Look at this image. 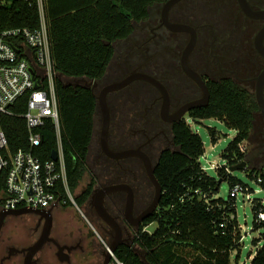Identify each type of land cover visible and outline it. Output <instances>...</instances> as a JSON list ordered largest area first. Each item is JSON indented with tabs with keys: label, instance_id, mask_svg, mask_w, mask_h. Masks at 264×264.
I'll use <instances>...</instances> for the list:
<instances>
[{
	"label": "trees",
	"instance_id": "obj_1",
	"mask_svg": "<svg viewBox=\"0 0 264 264\" xmlns=\"http://www.w3.org/2000/svg\"><path fill=\"white\" fill-rule=\"evenodd\" d=\"M165 1L43 0L52 56L60 74L55 90L67 183L74 192L84 176L89 177L75 197V201L86 205L89 212L87 203L100 178L96 169L88 164L96 127L97 98L92 84L73 85V82L82 79L99 81L108 76L116 43L133 33L134 23L145 20L150 7ZM38 24L36 0L0 2V31ZM207 85L208 103L192 108L189 117L195 120L217 118L236 130L222 152L226 164L218 168L221 177L227 173L226 167L246 157L239 144L249 138L257 105L251 92L231 80H211ZM19 108L15 104L14 109ZM1 124L11 149L26 147L27 129L21 116L4 115ZM41 131L42 142L37 151L46 159L56 145L53 122L47 121ZM210 131L214 138L215 130ZM172 136L175 148L162 150L154 168L162 186L159 204L134 230L132 244L121 243L116 248V256L125 264H232L230 258L234 252V264H237L241 234L236 217V194L232 188L239 184L245 192L249 184L228 174V196H216L219 184L202 168L199 160L204 153L200 135L182 119L173 123ZM107 167L113 175L117 165L109 163ZM247 176L264 187V164L258 169H250ZM3 188L1 183L0 192ZM251 209L253 228L264 225L257 219L258 212H264V204L255 201ZM152 223L155 226L150 231L148 226ZM252 242L256 243V240ZM250 257L249 264H264V243L254 253H249Z\"/></svg>",
	"mask_w": 264,
	"mask_h": 264
},
{
	"label": "flooded vegetation",
	"instance_id": "obj_2",
	"mask_svg": "<svg viewBox=\"0 0 264 264\" xmlns=\"http://www.w3.org/2000/svg\"><path fill=\"white\" fill-rule=\"evenodd\" d=\"M247 2L253 10H264V0H247ZM161 8L162 3L153 5L145 20L134 23L133 33L117 42L124 44L123 52L126 56H122V59L126 63L120 71L124 70L123 73L114 80H107V76L103 77L97 85L92 86L95 95H99L105 85L120 81L137 71L151 75L164 85L168 103L167 116L174 118L172 121L165 120L161 116V107L164 103L162 93L144 79H134L127 85L108 92L106 96L110 111L109 148L112 151L124 149L142 151L149 157L154 168L162 150L175 148L172 136L173 123L185 119L186 115L189 116L192 108L180 117L176 115L186 103L202 96L200 86L185 73L181 63L182 52L190 33L171 30L167 22L184 23L194 28L196 41L188 55L187 63L206 84L211 80H231L251 92L255 99L257 77L264 69V56L255 45L256 34L264 25V17L248 16L242 10L238 0H180L169 8L166 21L162 18ZM261 44L264 46V37ZM128 50L135 53L145 51L149 55H158L159 59L151 61L149 57H129ZM126 68L129 70L125 71ZM113 105L121 110L122 117L115 118ZM257 109H259L258 106ZM260 135L264 137V130L260 132ZM89 153L93 167L100 177L95 188L128 183L134 193L132 214L134 217L139 215L150 203L154 192V189L148 190V185L152 183L147 176L142 159L138 155L119 158L107 155L101 147L99 135L94 143L92 138ZM109 163L117 165L113 175L108 172ZM91 195L87 203L91 214L111 241L114 231L97 214L91 203ZM125 199L126 192L120 190L107 194L104 200L106 209L118 222L123 237L124 233L128 234L132 229L133 231L136 229L124 217ZM122 201L124 203L121 210ZM30 214L34 216L35 221L29 227L28 243L21 247L7 245L6 254L0 257V264H4V261L17 251L22 253L24 260L25 253L21 249L32 245L44 235L45 219L39 218L37 214ZM54 229L55 223L52 216L48 239L44 241L38 252L47 248L56 255L57 246L64 245L70 248L69 260L72 254L82 252L83 246L80 239H61L60 234ZM64 233L69 235L68 232ZM9 250L13 251L10 255Z\"/></svg>",
	"mask_w": 264,
	"mask_h": 264
},
{
	"label": "built area",
	"instance_id": "obj_3",
	"mask_svg": "<svg viewBox=\"0 0 264 264\" xmlns=\"http://www.w3.org/2000/svg\"><path fill=\"white\" fill-rule=\"evenodd\" d=\"M36 4L38 26L0 31V184L4 185L0 192L1 209L26 207L51 212L57 206L74 204L89 223L67 183L55 90L60 74L52 56L44 2L36 0ZM15 104L23 110L14 109ZM4 115H17L25 120L26 147L10 148L1 124ZM47 121L54 124L56 145L49 158L44 159L37 149L42 142L41 127ZM239 147L244 152L243 142ZM53 150L55 159L51 157ZM232 192L237 195L244 191L236 184ZM257 219L264 222L263 211L258 212ZM92 229L101 239L104 251L109 252L106 264H125L110 250V241L103 240L93 226Z\"/></svg>",
	"mask_w": 264,
	"mask_h": 264
},
{
	"label": "rangeland",
	"instance_id": "obj_4",
	"mask_svg": "<svg viewBox=\"0 0 264 264\" xmlns=\"http://www.w3.org/2000/svg\"><path fill=\"white\" fill-rule=\"evenodd\" d=\"M150 10H152V7H150ZM115 46V57L111 62L107 80H114L116 77H119V75L123 73L124 70L122 72L120 71L126 63L125 60L122 59V56H126L123 52L124 44L116 43ZM127 53L129 57H149L151 61H157L159 59L158 55H149L145 51L135 53L131 50H128ZM116 63H118L117 68ZM128 68H126L125 71H128ZM113 107L115 106L113 105ZM120 111L121 110L116 107L113 108L116 119L122 117ZM185 119L191 129L198 133L203 141L204 153L199 157L202 168H205L204 170L209 175L214 176L216 180H218V168L226 164L222 157L223 149L235 136L236 130L227 127L223 121L213 117L195 120L186 115ZM95 120L96 127L93 143L99 135L102 122V115L99 108L97 110V116ZM211 129L215 130L214 138L212 137V133L210 131ZM262 130H264V122L259 109H255L253 111L252 128L249 138L243 141L244 152L246 153L244 160H246L247 165L246 167L234 170L233 172H229L226 169L227 173L221 176L222 181L219 183V189L216 193V196H221L223 198L228 196L230 192V183L227 179L228 174H233L237 178L249 184L247 191L238 193L236 195V217L238 220V229L240 230L241 234V239L239 240L241 251L237 264H249L251 257L248 258V254L254 253L257 247L264 243V225H261L258 228H253V211L251 209L255 201H259L264 204V187L256 180H252L247 176L250 169H258L264 164V137L260 135ZM154 158L155 157H153V159ZM91 161L92 159L89 153L88 164L94 166ZM88 179L89 177L85 175L77 189L74 192H71L74 200L77 194H79L83 189ZM152 189V185H148V190L151 191ZM79 206L88 219L89 223L99 233L100 237L103 240L109 241V236L106 235V233L100 228L94 215L87 210L86 205ZM66 207L68 208L66 212L61 210L55 211L54 214H52L55 223L54 230L60 234L61 239H80L83 246L82 252H80V254H72L69 261H61L52 252V250L43 248L36 256H34V264H95L96 262H99L100 264L103 258L102 252L104 251L101 239L95 235L92 226L81 216L74 204H70L64 208ZM34 221L35 218L31 214H22L17 216L9 215L5 218L0 232V257L6 254L7 245L21 247V245L28 243V233L30 231L29 227ZM154 226L155 224L152 223L148 226V229L151 231L153 230ZM64 232H68L69 235H65ZM133 233V229L129 231L128 234L124 233V237L128 238L129 243H132ZM253 239L256 240V243L252 242ZM134 248L141 253V249L137 247V245H134ZM234 259L235 257L233 253L231 255V262H233ZM22 260V253L17 251L9 256L4 261V264H22Z\"/></svg>",
	"mask_w": 264,
	"mask_h": 264
},
{
	"label": "water",
	"instance_id": "obj_5",
	"mask_svg": "<svg viewBox=\"0 0 264 264\" xmlns=\"http://www.w3.org/2000/svg\"><path fill=\"white\" fill-rule=\"evenodd\" d=\"M180 0H166L165 2L162 3V8H161V15L164 21H166L167 18V12L169 8L177 3ZM239 4L242 8V10L250 17H264V10H253L250 5L248 4L247 0H238ZM167 26L171 30H178V31H188L190 33V37L183 49L182 56H181V63L183 70L185 73L190 76L196 83L200 86L202 90V96L198 99L192 100L188 103H186L179 111V113L176 115V117H180L182 114L190 110L191 108L195 107H200L203 105H206L209 100V89L208 85L206 82L201 78V76L195 72L193 69L190 68V66L187 63V58L192 50L195 41H196V32L194 28L188 24L184 23H166ZM264 37V25L261 27V29L257 32L256 37H255V45L257 49L260 51V53L264 56V46L261 44V40ZM134 79H144L146 81H149L152 83L154 86H156L160 92L163 95L164 98V103L161 107V116L165 120H174V118H168L167 116V93L164 85L156 80L154 77L151 75H148L147 73L144 72H132L129 74L127 77L120 81H115L110 84L105 85L102 90L100 91L99 95H96L97 98V107L101 111L102 115V122H101V127H100V133H99V139H100V144L103 149V151L115 158L119 157H126L130 155H138L146 168V173L153 185V197L148 204V206L136 217L133 216L132 214V209H133V204H134V193L132 187L128 183H116V184H110V185H104L100 186L94 189L92 195H91V203L95 207V210L97 214L100 216V218L105 221L114 231L113 238L110 241L109 248L111 251H115L116 248L119 246L121 243H126L130 245L128 242V238H124L122 235V230L116 221V219L110 214V212L106 209L104 205V200L105 196L109 193L115 192V191H120L123 190L126 192V199H125V206H124V217L126 221L134 227H138L139 224L150 214L154 212L156 207L159 204L161 194H162V186L159 183L158 179L155 176L154 173V166H152V163L149 159V157L142 151L136 150V149H124L121 151H112L109 146H108V132H109V124H110V111L108 108L106 96L108 92L117 90L128 83H130ZM83 81V84L85 86H92L97 85L98 81H91L87 82L85 80H76L73 82V85H76L80 82ZM263 82H264V69L261 71L259 76L257 77V82H256V88H255V99L257 106L259 108V111L262 115V118L264 120V95H263ZM92 88V87H91ZM52 158H56V151L53 150L51 153ZM247 162L246 160H242L241 162L230 165L228 167L229 172H233L234 170L241 169L242 167H246ZM222 181V177H219L217 182L218 184ZM37 214L39 218H44L45 219V226L43 229V234L35 243L32 245L21 249L25 253L23 264H34V256L40 249L41 245L44 243L46 239H48V233L50 231L51 227V220H52V214L49 209H31V208H16V209H10V210H5V209H0V229L2 227V224L4 222V219L9 216H17V215H22V214ZM12 250H9V255L12 253ZM69 254H70V248L64 245H58L57 246V251H56V256L59 258L61 261H69ZM102 261L100 264H106L110 258L109 252L108 251H103L102 252ZM1 263V262H0Z\"/></svg>",
	"mask_w": 264,
	"mask_h": 264
},
{
	"label": "crops",
	"instance_id": "obj_6",
	"mask_svg": "<svg viewBox=\"0 0 264 264\" xmlns=\"http://www.w3.org/2000/svg\"><path fill=\"white\" fill-rule=\"evenodd\" d=\"M66 206H68V205H66ZM64 207H65V206H57L56 208H54V209L51 211V213L54 214L55 211H61V210H63L64 212H66V211L68 210V208H67V207L64 208Z\"/></svg>",
	"mask_w": 264,
	"mask_h": 264
}]
</instances>
